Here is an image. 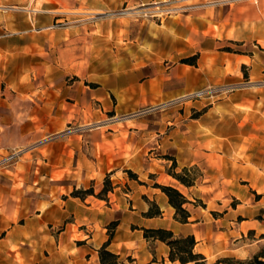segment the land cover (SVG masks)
<instances>
[{"label": "rangeland", "instance_id": "1", "mask_svg": "<svg viewBox=\"0 0 264 264\" xmlns=\"http://www.w3.org/2000/svg\"><path fill=\"white\" fill-rule=\"evenodd\" d=\"M235 1L0 6V230L57 193L98 192L130 138L139 179L110 167L111 180H130L122 192H186L168 171L185 173L198 180L191 199L207 203L199 215L226 209L224 223L247 242L264 219V49L231 37ZM26 11L38 12L28 27Z\"/></svg>", "mask_w": 264, "mask_h": 264}, {"label": "crops", "instance_id": "2", "mask_svg": "<svg viewBox=\"0 0 264 264\" xmlns=\"http://www.w3.org/2000/svg\"><path fill=\"white\" fill-rule=\"evenodd\" d=\"M80 2L81 0H0V6L13 7L23 3L19 7H39L55 11L60 6H76ZM235 4L237 12L233 23L240 26L235 28L231 37L244 39L248 44L263 50L264 0H236ZM26 13L28 15H24L23 23L28 27L29 23H36L38 12ZM29 46V43H24L21 48L29 54L34 50ZM121 143L112 163L104 166V171L110 175V169L117 165L134 171L135 164L132 163L135 160L127 157L130 155L129 151L139 148L140 143L130 138H122ZM89 180H96L98 183L99 177L91 176ZM111 182L113 188L106 199L94 195L82 199L57 193L44 209L28 216L24 222L10 223L2 228L0 264H99V249L108 239L107 225L116 219L118 224L108 249L119 255L121 264H180L178 260L169 259V247L165 242L146 239L142 228L162 227L172 230L176 236L194 235V250L203 254L208 263H214L223 257L245 259L264 250V219L257 220V223L252 221L248 227V233L252 235L248 236L247 242L239 241L236 240L235 230L224 223L228 216L226 209H221L222 217L215 218L199 215L200 206L190 203L187 205L190 217L188 222L182 223L174 219L175 210L159 188L151 187L148 191L131 186L130 193H126L122 192L120 184L130 182L128 178L121 177V180ZM196 183L189 187L183 186L186 192L179 190L192 200L193 195L189 194ZM101 187L102 182L98 190ZM149 202H155L159 206L160 216L143 215L149 209ZM203 203L205 207L201 208L207 209V203ZM213 212L219 214V209H212L211 214Z\"/></svg>", "mask_w": 264, "mask_h": 264}, {"label": "trees", "instance_id": "3", "mask_svg": "<svg viewBox=\"0 0 264 264\" xmlns=\"http://www.w3.org/2000/svg\"><path fill=\"white\" fill-rule=\"evenodd\" d=\"M197 56H193L185 59L184 62L189 64H195ZM173 167H176L175 161ZM184 171H188L186 167H183ZM129 177L137 179L136 173L129 169H126ZM168 173L176 179L180 184L189 187L195 185L197 178L187 176L185 173L180 174L176 171H168ZM153 187L159 188L168 198L169 204L174 208V219L185 223L188 222L190 212L187 208L188 204L194 206L205 207V204L201 199L195 198L194 201L189 200L177 187L168 184L154 183ZM113 185L110 180V173L105 175L101 189L95 192L94 188H74L70 195L74 197L85 198L88 195H94L95 197L106 199L107 194L112 191ZM215 214V212H213ZM145 217H156L161 215V210L155 202H149V209L143 213ZM118 224V220H112L107 225L108 239L99 249V264H121L119 255L108 249V244L113 236L114 230ZM143 236L146 239H154L165 242L169 247L168 257L170 260H178L180 264H264V250L254 254L253 256L245 259L235 257H223L217 259L214 263H208L205 256L194 250L196 245V239L194 235L188 234L183 236H176L172 230L168 228L156 227V228H142Z\"/></svg>", "mask_w": 264, "mask_h": 264}]
</instances>
